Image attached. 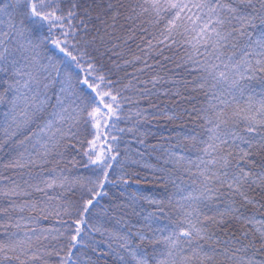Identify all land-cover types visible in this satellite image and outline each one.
<instances>
[{
	"label": "snow or ice",
	"instance_id": "1",
	"mask_svg": "<svg viewBox=\"0 0 264 264\" xmlns=\"http://www.w3.org/2000/svg\"><path fill=\"white\" fill-rule=\"evenodd\" d=\"M63 2L0 0V103L8 104L0 114V169L12 173L0 172V264H92L94 233L117 264H264L256 259L264 251V0ZM97 8L99 26L89 29ZM137 29L147 49L136 45L144 55L124 59ZM165 49L183 50L176 66L187 77L162 75L163 62H149L152 52L171 62ZM105 58L124 75L102 71ZM169 94L189 106L168 119L183 115L192 126L156 164L143 153L121 157L114 143L97 150L101 138L117 140L111 129L124 131L117 125L126 104L146 118L155 113L141 103L157 107L153 98ZM81 125L95 129L87 148ZM69 147L84 158L85 171L72 176L49 167ZM134 168L149 169L144 181L163 185L165 195L137 190L114 202L103 211L121 223L131 208L140 227L124 235L102 230L92 223L99 198L107 186L139 180ZM173 214L175 222L161 225ZM45 220L55 223L43 227ZM145 241L160 247L149 251Z\"/></svg>",
	"mask_w": 264,
	"mask_h": 264
},
{
	"label": "trees",
	"instance_id": "2",
	"mask_svg": "<svg viewBox=\"0 0 264 264\" xmlns=\"http://www.w3.org/2000/svg\"><path fill=\"white\" fill-rule=\"evenodd\" d=\"M70 2L71 0H64L62 7L67 8L70 5ZM90 2L91 0H89V3ZM113 2H115V0H113ZM100 3H102V0H97V4ZM124 3L127 5L129 0H124ZM97 11H100V9L97 8L96 11H93L92 13L93 19L89 22V29L92 28L93 24H97L95 21ZM76 23H79V21ZM97 26L99 25L97 24ZM142 36L143 33H140L139 29H137L135 39L130 40L129 44L125 45L122 49L125 53L124 59L131 60L133 53L136 55H144V53H141L139 48L136 47V45H142L145 49H147V44L143 42ZM184 55L185 53L182 49L179 53H177L175 49L171 51L165 49V56L173 58L171 62L164 60L163 57H156L155 52L151 53V57H155V60L150 58L149 62L155 63L156 60L162 61L164 67L161 74L167 75L168 77H175L177 80H180L181 77L188 76L184 69L177 68L176 66L177 62H179L181 57ZM124 59L120 60L121 65L124 64ZM101 67L102 71L109 73L113 79L124 75V71L122 69L116 70L112 68V64L107 60V58L102 61ZM127 71L132 73L136 71V68L127 67ZM142 78L148 79L149 77L148 75H145ZM252 84L254 87H259V83L257 81H253ZM3 87H6V85L2 83V74H0V88ZM158 88L169 89L171 88V85L161 84L158 85ZM53 89L55 91L59 90L57 85H54ZM50 94H52L51 90ZM153 99L157 107H151L146 101L142 102L140 105L141 108H148L149 113H155V115L145 114L146 118L145 116H137L138 106L136 104H126L123 110L124 118L121 119L117 125L118 129H124V131L121 132L117 129H111L112 135H115L117 140L113 142L110 136H106V139L101 138L98 141L97 150L100 151L106 149L110 144L114 143L117 146L116 150L121 153V157L127 154L133 159H140V154L143 153L144 161L156 164L157 157L162 155L163 150L171 147L170 141L174 143L175 141L173 138L178 137L181 130L185 126L190 128L192 123L183 115H180L179 119H168V116L172 115L174 112L177 114L182 113L183 108L189 106L183 98L169 94L168 96L161 95L158 99L155 97ZM52 103H55L54 97ZM7 109L8 104L7 99H5L4 103H0V114L7 111ZM84 127V125H81L82 132L80 138L85 141V148H87V141L92 139L90 133L94 132L95 129L87 127V132H84ZM128 129H132V131H128ZM77 149H79V145H77ZM77 149L69 147L65 150L63 159H61L58 164H54L49 167H56L57 171L63 169L65 174L69 176L85 171L83 168L84 158L82 156V151H78ZM4 153V159L6 160L7 147H5ZM121 157H118V159ZM131 171H138L140 179H131L129 180L128 185L121 184L117 186H107V194L99 198L100 208L96 211V213H94L92 223L100 227L102 230L119 232L121 235H124L129 231L135 232L140 227L139 217L132 211L131 208L127 209L126 214H122L123 221L121 223H117V217L114 214H106L103 211L105 208H110L114 202L119 201L120 203H124L128 199L129 194L136 192L137 190L143 191L145 195H153L157 197H163L165 195V187L163 185L146 183L144 181L143 178L150 175L149 169L134 168ZM0 172H2L5 177L12 174L8 169H0ZM117 173H119L118 169ZM185 178L187 179V177ZM124 188L127 189V192L122 194V189ZM167 191L168 194H171L173 190L169 188ZM140 204L143 208H146L149 211H155L153 206L148 205L144 201H141ZM250 211L254 210L250 209ZM176 219L177 218L174 214L172 215L171 221L161 216L160 223L161 225L170 224L175 222ZM53 223H55V221L45 220L41 222V226L48 227ZM94 237L100 243L97 246L98 251L92 252L91 250H88V255L92 258V264H117L116 257L108 249L106 239L99 233H94ZM133 243L139 244L141 242L137 239H133ZM141 246L147 248L149 251H151L153 246L160 247V245L149 244L147 241L143 242ZM112 247H117L116 241H113ZM257 247H259V245H257ZM256 259L264 261V251L256 252ZM16 264H19V262H16ZM29 264H31V262H29Z\"/></svg>",
	"mask_w": 264,
	"mask_h": 264
}]
</instances>
